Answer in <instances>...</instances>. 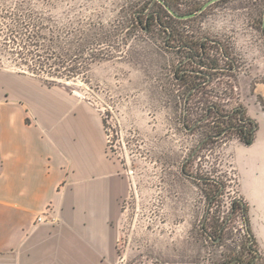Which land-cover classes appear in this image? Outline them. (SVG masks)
I'll return each mask as SVG.
<instances>
[{
	"label": "rangeland",
	"instance_id": "1",
	"mask_svg": "<svg viewBox=\"0 0 264 264\" xmlns=\"http://www.w3.org/2000/svg\"><path fill=\"white\" fill-rule=\"evenodd\" d=\"M155 1L163 27L146 32L133 25V13L145 23ZM207 1L173 0L180 15L195 13L180 19L163 0H0V72L64 88L104 116L109 154L128 182L114 264L254 258L256 243L231 205L241 199L230 149L238 134L205 142L217 130L215 118L197 120L212 103L225 111L252 108L264 131V0H215L200 12ZM15 13L43 22L52 57L6 39ZM101 22L107 33L94 35ZM212 63L217 67L208 70ZM206 74L211 82L193 89ZM213 180L223 186L212 202ZM255 261L263 263L264 253Z\"/></svg>",
	"mask_w": 264,
	"mask_h": 264
},
{
	"label": "crops",
	"instance_id": "2",
	"mask_svg": "<svg viewBox=\"0 0 264 264\" xmlns=\"http://www.w3.org/2000/svg\"><path fill=\"white\" fill-rule=\"evenodd\" d=\"M246 113L258 129L252 143L232 142L231 164L261 255L264 131ZM105 126L85 98L0 72V264H114L128 182Z\"/></svg>",
	"mask_w": 264,
	"mask_h": 264
},
{
	"label": "trees",
	"instance_id": "3",
	"mask_svg": "<svg viewBox=\"0 0 264 264\" xmlns=\"http://www.w3.org/2000/svg\"><path fill=\"white\" fill-rule=\"evenodd\" d=\"M165 5H168L170 7H172L175 12L177 14L179 13V10L177 9V7L175 6V4L173 3V0H163ZM158 4L157 1L153 2L152 7L150 8L149 12H147L146 14V22L144 23L142 21V18L140 17V14H135L133 13V15L130 18V21L132 23H134L133 25L140 27L141 30H144L146 32H149L152 28V25H156L158 24V26L163 27V18L161 16V11H159L155 6ZM163 8L165 7L164 5L162 6ZM143 12V11H140ZM191 13V12H190ZM14 16L11 18V24H7L6 27L8 29V31L6 32V39H8V41L13 42L14 44H17L19 47L28 49L29 46H34L37 47V49H41V50H45L47 49L45 52H48V56L47 57H52L53 55H50V47L46 48V43L43 42V40H45L46 36H44V28H43V22L42 21H38V19L35 21V18L32 16H28L27 18L29 19V21H26L24 18H22V16H20V14H13ZM41 19V18H39ZM100 27L94 28V35L98 34V33H107V25H105L103 22L100 23ZM85 30H82V33ZM264 31V29H263ZM92 34V37H93ZM168 36L170 38H177L174 35L173 31H169L168 32ZM91 38V36H90ZM52 39V38H49ZM179 39L182 40V45H186L185 43L187 42L185 39L184 35H180ZM207 41V40H206ZM201 41L200 43V48L203 51H205V45L206 42ZM103 43H100L98 49H100L102 47ZM52 44H48V46H50ZM73 45V44H71ZM104 48L100 49L103 50ZM52 53V52H51ZM225 54V53H224ZM37 55L41 58L42 54L41 53H37ZM50 55V56H49ZM226 57V54H225ZM49 59V58H48ZM46 64V63H45ZM45 64H42V69L43 66ZM218 64L216 63H212V64H208L207 65V69L211 70V69H215L217 67ZM52 65H49V68L52 70L53 68H51ZM57 70V68H56ZM212 80V74H206L205 79L200 80V81H195L191 86L193 89H200L201 86L204 85H208ZM193 94V93H192ZM191 94V95H192ZM187 117V116H186ZM185 117V119H187ZM215 118L214 120V124L217 130H215V132H212V134L207 135V139L205 140V142H208L209 140H219L223 137H225V135L230 132L231 130H234L237 134H238V138L246 143V144H250L253 142L254 137H255V132L257 131L258 127H257V123L255 122L254 119L249 118L248 116H246V112L243 108H238V107H233V109L231 111H225L223 110L220 106H218L216 103H212L210 105L207 106L206 109V113H203L202 115L199 116L197 121H201L203 122H207L210 123V118ZM236 119V121H232V119ZM234 122V123H233ZM184 166L183 165V170H184ZM214 183L217 185V189L215 191V193L210 196L212 202L217 198V196L219 195V189L223 186L220 181L217 180H213ZM232 208L234 209V211L237 210V208H240L241 210V214L244 217V221L246 223V225L248 224V213H249V208L247 206V204L241 200V199H232L231 202ZM218 231L220 229H217ZM206 232V230H205ZM247 232L250 235L251 239L252 235L250 232V228L247 226ZM211 236V235H210ZM212 237V236H211ZM214 238V237H212ZM253 242L254 239H253ZM251 244L248 246L249 249L252 251L251 248ZM255 255L253 260H249L248 262H244L241 259L235 258V257H230L231 259H229L226 262H223V264H259L256 263L255 258L257 256H259L257 254V252L255 250H253ZM233 258V259H232ZM264 263V262H263ZM260 263V264H263Z\"/></svg>",
	"mask_w": 264,
	"mask_h": 264
},
{
	"label": "water",
	"instance_id": "4",
	"mask_svg": "<svg viewBox=\"0 0 264 264\" xmlns=\"http://www.w3.org/2000/svg\"><path fill=\"white\" fill-rule=\"evenodd\" d=\"M215 0H210V1H207L204 5H203V7H201L200 8V12H202L207 6H209L212 2H214ZM166 7H167V9H169V11L173 14V15H175V17H177V18H180V19H184V18H188V17H192V16H194L195 15V13H189V14H183V15H180V14H177L176 12H175V10L172 8V7H170V6H168V5H165Z\"/></svg>",
	"mask_w": 264,
	"mask_h": 264
},
{
	"label": "built area",
	"instance_id": "5",
	"mask_svg": "<svg viewBox=\"0 0 264 264\" xmlns=\"http://www.w3.org/2000/svg\"><path fill=\"white\" fill-rule=\"evenodd\" d=\"M48 209H49V208H48ZM37 220H38V222H47V221H49V219L46 218V217L43 216V215H42V216L40 215V216L38 217Z\"/></svg>",
	"mask_w": 264,
	"mask_h": 264
}]
</instances>
